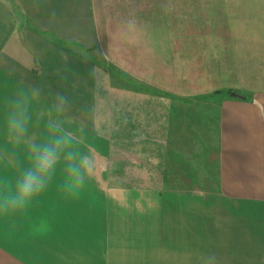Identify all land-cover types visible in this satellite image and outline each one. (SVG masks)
Here are the masks:
<instances>
[{
    "label": "crops",
    "instance_id": "0c3cea01",
    "mask_svg": "<svg viewBox=\"0 0 264 264\" xmlns=\"http://www.w3.org/2000/svg\"><path fill=\"white\" fill-rule=\"evenodd\" d=\"M28 85L97 169L47 234L0 219V264H264V0H0V105Z\"/></svg>",
    "mask_w": 264,
    "mask_h": 264
},
{
    "label": "clouds",
    "instance_id": "9594fccd",
    "mask_svg": "<svg viewBox=\"0 0 264 264\" xmlns=\"http://www.w3.org/2000/svg\"><path fill=\"white\" fill-rule=\"evenodd\" d=\"M42 95L38 85H28L0 105V219L16 214L27 217L33 236L51 230L49 217L32 215L31 210L58 173L62 195L77 201L88 192L97 169L94 155L82 147L81 139L60 119L68 98L56 94L46 116L36 107ZM42 119L46 121L43 135L34 138L30 128ZM207 258L214 259L215 254Z\"/></svg>",
    "mask_w": 264,
    "mask_h": 264
},
{
    "label": "rangeland",
    "instance_id": "374dc122",
    "mask_svg": "<svg viewBox=\"0 0 264 264\" xmlns=\"http://www.w3.org/2000/svg\"><path fill=\"white\" fill-rule=\"evenodd\" d=\"M170 15L172 16V15H175V14L170 13ZM217 28H223V25H222V24H221V25H218ZM93 48H94V47H93ZM100 57H101V56H100ZM101 59H102V60H100L101 63H103V64L106 63L107 66H108V63L105 61V59H104L103 57H101ZM104 65H105V64H104ZM126 76L128 77L126 82H127L129 85H131V84H139L138 81L135 80L134 78L130 77L129 75H126ZM130 83H131V84H130ZM155 90H156V89H155ZM157 93H160V94L165 95V92L155 91V94H157ZM165 252H167V253H169V254H172L173 252H176V253H177V249H175V248H165ZM198 256H199V257H198ZM196 259H197V260H202V261H204V256H203V255H197Z\"/></svg>",
    "mask_w": 264,
    "mask_h": 264
},
{
    "label": "trees",
    "instance_id": "16d2710c",
    "mask_svg": "<svg viewBox=\"0 0 264 264\" xmlns=\"http://www.w3.org/2000/svg\"><path fill=\"white\" fill-rule=\"evenodd\" d=\"M105 65H107L106 63H104ZM109 70L111 71V73L115 74L117 72H119V70L117 69V67H115L113 64H109L108 63V66ZM123 73V72H121ZM125 77H127L125 74H124Z\"/></svg>",
    "mask_w": 264,
    "mask_h": 264
}]
</instances>
